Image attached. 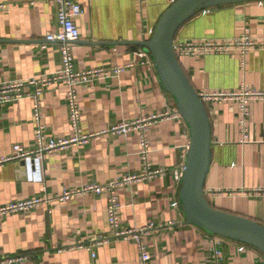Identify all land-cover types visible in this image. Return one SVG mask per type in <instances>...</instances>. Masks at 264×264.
<instances>
[{
  "label": "crops",
  "instance_id": "1",
  "mask_svg": "<svg viewBox=\"0 0 264 264\" xmlns=\"http://www.w3.org/2000/svg\"><path fill=\"white\" fill-rule=\"evenodd\" d=\"M74 18L80 38L69 43L76 71L121 66L114 76L77 86L82 142L46 153L33 178L30 160L8 159L18 143L33 149L35 123L29 98L0 103V205L61 193L89 184L123 181L116 188L124 228L152 223L146 237L151 264H264L253 246L223 237L214 252L211 235L187 223L179 201L190 144L189 127L164 89L151 53L137 41L150 38L170 0H76ZM0 84L55 73L62 66L61 42H47L56 32L54 0H0ZM248 29L264 39V0L208 8L178 29L174 42L237 37ZM45 43V47L41 45ZM198 91L236 92L245 87L264 92V47L178 57ZM31 89V88H30ZM211 128V162L204 182L210 204L264 224V97L248 101L247 134L239 124L238 101L203 100ZM46 135L71 137L66 86L43 88ZM155 116L150 125V159L164 174L139 177L138 130L124 124ZM107 192H85L66 201L50 200L0 216V264H137L131 240L109 237ZM102 237L107 240H101ZM98 241V242H96Z\"/></svg>",
  "mask_w": 264,
  "mask_h": 264
},
{
  "label": "built area",
  "instance_id": "2",
  "mask_svg": "<svg viewBox=\"0 0 264 264\" xmlns=\"http://www.w3.org/2000/svg\"><path fill=\"white\" fill-rule=\"evenodd\" d=\"M58 5L57 21L59 28L56 32H50L45 35L47 42H61L60 53L62 57V66L55 73L48 75L32 77L25 81H12L0 84V103L14 102L20 99L29 98L33 105V119L35 123L34 129V143L33 149H26L21 144H14V153L5 157L8 159H28L36 155L37 167L33 169L30 164L27 165L26 174L29 178H33L39 169V160L46 153L54 149L67 146L74 142H82L88 138V135L79 134L80 122V107L77 96V86L87 83L102 77H109L117 75L123 67L114 66L107 69L98 68L87 71H76L73 65V56L70 49L71 42H75L80 38L79 29L74 21V18L82 13V7L76 0H54ZM175 0H170L172 3ZM3 5L0 4V7ZM45 47V43L41 45ZM255 47H264V39L256 41L248 32L237 37L226 39H191L179 40L174 42V51L177 57L180 56H195L214 53H226L230 49H238L242 56H244L249 49ZM62 81L66 86V100L68 108V118L70 126L73 129L71 137L52 138L46 135L45 125L43 122L41 95L43 88L52 83ZM31 88V89H30ZM199 97L204 99H233L238 101V109L240 111L239 124L243 133V138L247 134V120L249 116L248 101L251 97H264V92L254 91L249 88H244L239 93L236 92H208L205 90L198 91ZM155 116L143 117L135 121L124 124L120 128L123 132H128L130 129L138 130L139 156L142 162V172L139 177L153 176L157 174H164L165 171L161 169H154L150 159V142L149 133L150 125ZM138 177H128L123 181H110L106 184H89L82 188L64 189L61 193L52 196L44 195L32 199H26L19 202L8 203L0 205V216L13 211L30 209L40 204H46L50 200L66 201L68 198L85 192H107L106 214L109 226V237H118L124 240H131L137 253V264H151L152 256L148 250L146 237L154 227L152 223L138 227V228H124L121 226L119 219L120 203L116 188L119 183L127 182L130 179H137ZM211 235V241L214 244V252L219 253L217 249L223 239L222 236ZM109 237L98 240H107ZM96 241V242H98ZM13 259H6L0 261L1 263H11Z\"/></svg>",
  "mask_w": 264,
  "mask_h": 264
},
{
  "label": "water",
  "instance_id": "3",
  "mask_svg": "<svg viewBox=\"0 0 264 264\" xmlns=\"http://www.w3.org/2000/svg\"><path fill=\"white\" fill-rule=\"evenodd\" d=\"M250 0H175L159 17L151 36L135 44L152 56L164 89L172 96L189 127L190 144L182 174L179 201L187 223L209 234L250 245L264 254V224L214 208L204 182L211 162V128L203 100L192 86L174 51L180 26L202 10Z\"/></svg>",
  "mask_w": 264,
  "mask_h": 264
}]
</instances>
